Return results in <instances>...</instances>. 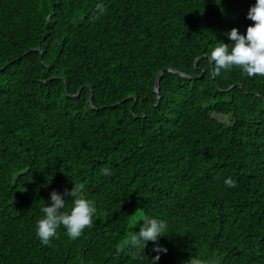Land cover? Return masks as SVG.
Wrapping results in <instances>:
<instances>
[{
	"label": "trees",
	"instance_id": "16d2710c",
	"mask_svg": "<svg viewBox=\"0 0 264 264\" xmlns=\"http://www.w3.org/2000/svg\"><path fill=\"white\" fill-rule=\"evenodd\" d=\"M254 3L0 0V264H264V77L208 59ZM73 190L92 224L41 244Z\"/></svg>",
	"mask_w": 264,
	"mask_h": 264
},
{
	"label": "clouds",
	"instance_id": "9594fccd",
	"mask_svg": "<svg viewBox=\"0 0 264 264\" xmlns=\"http://www.w3.org/2000/svg\"><path fill=\"white\" fill-rule=\"evenodd\" d=\"M253 23L247 27L246 32L241 34L238 29L233 28L226 34L231 42L229 50L228 45L220 42L208 57L219 72L220 70H230L239 67L248 77H264V0H255L250 7L247 17ZM102 175H110V170L104 167ZM231 185L230 180L225 181ZM75 189V187H74ZM65 191L59 193L53 191L50 193V199L42 208L43 218L40 219L35 227L36 237L41 244L48 245L51 239L57 234V229L63 227L68 238L75 240L79 238L84 229L92 224L95 214V207L92 201L84 198L79 193L73 195ZM72 197V207L70 212H63L65 207L64 196ZM167 230V223L164 220L145 217L142 225H139V231L134 232L131 237V246L133 248H146L149 241L157 244L159 238L164 237ZM153 252L156 253L148 264H158L161 254H166L167 249L155 246ZM143 259V258H142ZM188 264H201V261L192 257Z\"/></svg>",
	"mask_w": 264,
	"mask_h": 264
},
{
	"label": "water",
	"instance_id": "95a60500",
	"mask_svg": "<svg viewBox=\"0 0 264 264\" xmlns=\"http://www.w3.org/2000/svg\"><path fill=\"white\" fill-rule=\"evenodd\" d=\"M171 72H173V73H176V72H174V71H172L171 70ZM162 75V74H161ZM161 75L159 76V80H158V83H157V87H156V92L158 93L159 92V90H160V77H161ZM183 76V75H182ZM183 77H185V76H183ZM186 78V77H185ZM92 102H93V95H92V97H91V102H90V104L92 105Z\"/></svg>",
	"mask_w": 264,
	"mask_h": 264
}]
</instances>
